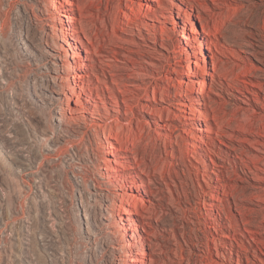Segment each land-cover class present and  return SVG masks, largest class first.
I'll list each match as a JSON object with an SVG mask.
<instances>
[{"label": "rangeland", "instance_id": "374dc122", "mask_svg": "<svg viewBox=\"0 0 264 264\" xmlns=\"http://www.w3.org/2000/svg\"><path fill=\"white\" fill-rule=\"evenodd\" d=\"M57 1L59 12L51 0H0V264H115L112 252L124 259L131 232L139 240L131 249L135 264H215L219 254L237 264V243L254 244L243 223H256L264 240V201L257 198L264 175L254 180L237 158L264 159V0ZM51 12L60 32L41 26ZM67 28L74 40L61 42ZM60 46L78 54L76 72L65 69L72 62ZM46 50L62 80H82L46 86ZM62 88L59 100L78 134L60 133L45 109ZM259 130L260 144H251L257 150L244 140ZM26 153L34 174L24 168ZM97 164L104 176V168L115 169V177L99 178ZM75 168L83 204L94 184L114 194L121 213L133 197L131 215H122L130 220L117 223L126 237L87 242L99 204L86 205L87 224L75 218ZM216 197L224 201L208 211L204 200Z\"/></svg>", "mask_w": 264, "mask_h": 264}, {"label": "bare ground", "instance_id": "6f19581e", "mask_svg": "<svg viewBox=\"0 0 264 264\" xmlns=\"http://www.w3.org/2000/svg\"><path fill=\"white\" fill-rule=\"evenodd\" d=\"M65 1V4L66 6H71L72 2L71 0H64ZM155 1H158V0H155ZM51 8H52V11H57L59 12L61 9H63V6L57 1V0H51ZM51 18L50 20L48 19V21H51V25H48V21H47V17H44V18H41L39 19L40 23H41V26L42 27H50L52 28V30L54 31H58L60 32V28L58 25L56 24H60L61 21L60 19L58 18V16H55V14H53V12H51ZM59 17H65L67 19V23H71L72 21V17H68V16H65V14H59ZM39 23V24H40ZM66 33H62L63 34V37L69 39V41H73L74 40V36L72 34L73 32V28H67L66 29ZM76 33V32H75ZM65 39H62L61 42H65L67 43V40ZM20 39V43L22 45V49L23 51L26 49L27 47V43L24 41L26 40L25 38H19ZM181 39L182 41L185 43V45L187 47H191V43H190V40H189V37L187 36V34H185L184 32L181 33ZM48 48L47 49H50L49 46H47ZM27 50V49H26ZM60 50L62 52H65L67 57L70 58L72 64L69 68H65L67 69V71H72V72H76L77 71V66L75 64V56L78 55L76 53H73L72 54H69V49L63 47V46H60ZM45 52V60L43 63H41L40 65V68L43 69L44 73L46 74V79H45V85H51L53 88L60 82L62 83H68L66 85V87H69V86H72V85H76V81L77 80H82V76H78L77 75V79L74 78V77H71L69 74L66 75V80H62L61 79V76H58L60 74H63V69H59L56 63V68L52 65V58L51 56L47 53V50L44 51ZM28 55V54H27ZM86 60L84 58H82L81 60V69L82 70H85L87 65H86ZM36 63V62H35ZM36 64L38 65L37 68L39 67V64ZM187 70H188V74L191 75L192 74V66L191 64L188 62L187 64ZM66 71V73H68ZM206 76L208 74H205ZM198 84V89L196 91V93L199 95L202 93L203 91V84H200V83H197ZM59 85V84H58ZM62 86V85H61ZM238 89V88H237ZM236 89V90H237ZM239 90V89H238ZM51 91H54V90H51ZM44 92H49L51 93L49 90H47L46 88H44ZM122 92V91H121ZM122 94V93H121ZM124 94H126L125 92H123V96ZM43 95V94H42ZM56 95L58 97H56V99H54L55 101V104H50L49 106H46L45 109H47L48 111L50 112H53V115H52V121L54 123L55 126H57V130L60 132V133H67V131H72V133L74 134H78V131L76 130L78 128V125L75 123V122H71V121H68L66 120V116H65V110L62 106V103L61 101L59 100L61 97L60 96H64V91H63V88L60 89V92L59 93H56ZM98 96V99L99 100H102V95L101 93H98L97 94ZM42 98H47L45 95L42 96ZM112 99V98H111ZM67 100V99H66ZM60 101V102H59ZM68 101V100H67ZM115 102V101H114ZM123 104L126 106V107H130V104L128 102V99L125 100V102L123 101ZM66 109L69 110V111H73L70 109L69 105L66 104ZM262 119V118H261ZM51 122V121H50ZM38 123V122H37ZM73 125H76L75 127H73ZM263 127H261V131L262 133L264 134V125H262ZM46 132V131H45ZM52 133H54V131H51ZM1 133V132H0ZM32 133V132H31ZM42 134H40L41 136H47V133H43L41 132ZM51 133V134H52ZM34 134V133H33ZM32 134V136H33ZM2 135V134H0ZM53 135V134H52ZM57 135V134H56ZM249 135L251 136V140L249 139H245L244 141L247 142L249 145L251 144H256L255 146L259 145L260 143L258 142V138H260L262 135L260 134V130L256 133H249ZM3 136V135H2ZM111 136V133L109 132L108 133V136L109 137ZM107 137H105V139H107ZM2 139V137H0ZM52 138V137H51ZM5 139V138H4ZM36 139V138H35ZM9 140V139H8ZM11 140V139H10ZM9 140V141H10ZM37 140V139H36ZM108 140V139H107ZM4 141V140H3ZM7 141V142H9ZM15 141V140H14ZM14 141L12 140L11 143L14 144ZM17 141V140H16ZM34 141V139H32V142ZM49 141V140H48ZM5 141V143H7ZM42 143V141H40ZM3 143V142H1ZM9 142V144H11ZM19 143V141H18ZM34 143V142H33ZM32 143V144H33ZM8 144V143H7ZM22 144V142H21ZM262 144V143H261ZM30 145V144H29ZM35 145V144H34ZM6 146V145H5ZM3 146V147H5ZM10 146V145H9ZM21 146V145H20ZM23 146V145H22ZM253 148L257 149V147H254L253 145H251ZM8 147V146H7ZM6 147V148H7ZM11 147V146H10ZM10 147H8V149L6 150H9ZM14 147H17L16 144L13 145V148ZM46 147V146H45ZM1 148V147H0ZM11 148V149H13ZM16 148V149H17ZM28 148H31V147H28ZM57 148V147H56ZM56 148H53V147H48L46 148V151H56L57 149ZM5 149V148H4ZM10 149V150H11ZM25 148H20L19 151L21 150V153H25L23 150ZM27 149V148H26ZM31 150V149H30ZM33 150V149H32ZM12 151V150H11ZM10 151V153H11ZM16 151V150H15ZM9 153V152H8ZM14 153V152H13ZM18 153V151H17ZM16 153V154H17ZM34 153V152H33ZM31 152V154H33ZM244 154V157L242 158L241 156L237 157L241 162L244 163V171L245 173H249L253 176V179L256 180V179H260L261 180V176H259V174H263L264 175V159H262L261 157L257 156V155H251L249 153H245L243 152ZM110 154V153H109ZM9 155V154H8ZM12 155V154H10ZM21 156V155H20ZM28 156L27 153L25 155V157ZM34 156V154H33ZM7 157V156H6ZM13 157V156H12ZM23 159H24V154H23ZM14 159V157H13ZM26 159V158H25ZM29 156L27 157L26 159V162L24 161V168L25 170L28 169V171H30L29 173L32 174L33 173V169L35 168V166H32L31 164H28L27 162L29 161ZM10 160V159H9ZM31 160V159H30ZM19 161V160H17ZM16 161V162H17ZM32 161V160H31ZM29 161V162H31ZM102 162L103 161V157H102ZM13 162V161H12ZM21 162H19L21 164ZM34 162V160H33ZM35 163V162H34ZM117 165H121V163H116ZM16 165V163H15ZM260 165V166H259ZM17 166V165H16ZM21 166V165H20ZM23 166V165H22ZM26 166V167H25ZM28 167V168H27ZM34 167V168H33ZM23 168V169H24ZM17 169V168H16ZM15 169V170H16ZM96 169L97 171H99L97 173V176L99 178H102V179H105L108 178H113L115 177V175L112 174V171L115 173L116 170L115 169H112L111 167H107V168H104L105 171H106V176H104L100 170H102V167H101V164H97L96 166ZM21 170V169H20ZM39 170V169H38ZM81 170L78 169V168H75V169H72L71 170V176H72V184L75 186H78L77 188H75L77 194L79 195V203L78 206L76 207V214L75 215V218L78 220V221H81L82 218H84L86 224L87 222L89 221V216H87V212H86V205H94L96 202L99 204V213H98V217H96V219H93L92 220V223H95V226L94 228H92V230L90 232H88V235H89V238L87 239V242L91 241V238L93 239V245H95V243H99V240L103 239V240H108L112 237V235H114L115 233L117 232H121V235H123L124 237L127 236V229L124 228L122 225H120V227H118L117 223L121 224L123 221H126V220H130L131 217H128L131 215V211L132 209H130L133 205H134V199L133 197H129V201L127 202V206L129 207V209H125L124 213H121L120 210H121V205L118 203V199L115 198L114 194H112L110 192V190H107V189H103L99 184L96 185L94 184L92 188H88V200L85 201L86 205L83 204V201L82 200V196L80 194V188H81V181L78 180L77 178H81L82 177V174L80 172ZM21 172V171H19ZM18 173V172H17ZM23 173V172H22ZM21 174V173H20ZM34 174V173H33ZM17 175V174H16ZM21 175H24V174H21ZM27 175V174H26ZM36 175V174H35ZM38 175H40V172L38 173ZM32 176V175H31ZM251 176V177H252ZM35 177V176H34ZM116 177H119L118 175H116ZM33 178V177H32ZM38 178V177H37ZM40 178V177H39ZM44 179V178H43ZM263 179V177H262ZM259 181V180H258ZM221 187H223V189H219L220 187L217 188V191L219 190H222V194L223 196L225 197V199L228 198V189L226 190V188L223 186V185H220ZM225 188V189H224ZM45 189H47L45 187ZM49 191V190H48ZM51 191V190H50ZM203 193L205 194V196L207 195L206 192L203 191ZM258 199H260L261 201H264V196H258L257 197ZM214 201V202H213ZM212 202H210L208 200V202H206L204 200V204H205V208H207V210H212V209H215L218 207L219 203H222L224 200L222 198H214ZM226 201V200H225ZM216 202V203H215ZM136 204V202H135ZM221 206V205H220ZM134 207V206H133ZM223 207V206H221ZM240 207V206H239ZM221 209V208H220ZM224 209V208H223ZM208 210V211H209ZM82 212V213H81ZM123 212V211H122ZM123 214H127L128 216L124 217L122 216ZM64 215V214H63ZM62 215V216H63ZM65 216V215H64ZM65 218V217H64ZM89 224V223H88ZM254 224V223H253ZM251 223H243L244 227H245V231L250 235V238L252 240V242L254 244H251V242H248V246L245 245L243 242L241 243H237V246L238 247V250L236 251V257H237V264H243V258L246 260V264H255L254 261L260 263V264H264V240H261L257 237V235L260 236L261 233H258V231L254 230L253 226L255 227L256 226V223L253 225ZM253 225V226H252ZM258 225V224H257ZM115 226L117 227V230H115ZM257 227V226H256ZM216 229H221V232H222V229L223 228H217V227H214V230ZM131 230V228H130ZM133 230V229H132ZM264 234V233H262ZM243 236V235H242ZM229 238L227 236H224V238ZM245 238V236H243ZM130 239L133 240V244L129 243V242H125L123 243V251H124V259L123 258H116V255L113 253V259H114V263L115 264H128V262H130L131 264H135L136 263V260L133 258V256H131V249L132 248H137V245H139V240L135 238L134 234L131 232V235H130ZM125 241V240H124ZM91 246V245H89ZM97 247V246H96ZM259 251V253H257V250ZM120 251V250H119ZM141 250H139V252L137 253H140ZM205 253L206 255H209L210 254V250L208 248V246H206V249H205ZM249 255L252 256V259H254V261H252L251 259H249ZM23 256V255H22ZM217 257L220 259L218 263H215V264H228L229 263V260L230 259H227L224 255H221L219 254V256L217 255ZM134 259V260H133ZM253 263H252V262ZM30 264V263H29Z\"/></svg>", "mask_w": 264, "mask_h": 264}]
</instances>
